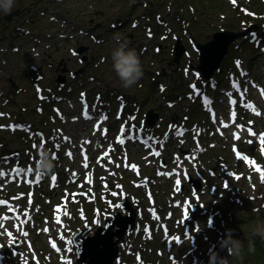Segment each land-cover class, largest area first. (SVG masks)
<instances>
[{
    "label": "rangeland",
    "instance_id": "374dc122",
    "mask_svg": "<svg viewBox=\"0 0 264 264\" xmlns=\"http://www.w3.org/2000/svg\"><path fill=\"white\" fill-rule=\"evenodd\" d=\"M85 1L87 3H93L96 0H85ZM110 1L111 3L115 2V0H110ZM24 4H25V8L23 12L29 11L30 7L28 5L29 4L28 1L24 0L22 2V5ZM40 4H36V6H39ZM97 5L100 9H103L105 6V1L97 0ZM15 7H16V0H15L13 9ZM81 7H82V0L63 1L61 4H58V8L61 9L59 12L51 10L50 8L46 7L45 10H43V12L41 13L44 18L43 20L39 21L36 24L35 30H31L29 32L24 31L22 32V34L19 33V37L22 38L23 40H21L18 44H14L12 42L10 43V40H12V38H16V37H12L13 32H11L9 35H6L4 38H2L3 40L1 39L3 42L7 41V43H10L9 48L13 46H18L20 48V50L15 54V51H12L10 49L8 50L7 49L8 47H7L5 55L3 54L4 56H1V58L3 57V63L1 65L2 75L0 79L5 83L7 81L6 76H9V77L12 76V78H17L18 76L21 79L19 80V78H17V80H19V82L21 83V88H22V89L19 88L18 91H16L17 95L23 96L24 88L28 84V79L24 75V71L27 70L25 68V63L27 61H26V58L25 57L22 58V56L24 55L28 56L30 59L31 65L33 64V65H36L37 67H44V65L49 62L48 61L49 57L47 56L48 58H46V55L44 52L46 44L49 43L47 35L43 37L39 36L36 30H41L45 33L51 34L54 37L56 45L58 47L65 46L66 47L65 49H67L69 46L75 43V40L73 39L74 36L71 38V34H73V32L75 31L74 27L77 24L73 21H65L64 23L62 21L63 17L61 13H65L66 15H68V13L74 14V12L68 10L70 8H73L78 17V14H81L80 12ZM108 11H110L109 15L112 17H116L119 14L118 10H108ZM4 14L6 13L0 10V19ZM95 14H97V12H95ZM58 17H60V20L57 19ZM91 21H93V19H90L88 21L89 22L88 24H90ZM1 27H4V25L2 24ZM61 33H65V34H61ZM35 36L39 38L40 40L39 43H37L38 41L35 42V39H34ZM66 37H69V40H66ZM24 44H26V46H24ZM33 46L35 47V50H32ZM164 56H165L164 54L160 55L159 58L164 57ZM60 57L61 56H57L56 58L59 59ZM63 57H67L68 66L74 65V59L73 58L70 59L68 57V54L64 53ZM102 60L104 59L102 58ZM77 66L78 65H76V67ZM46 68L47 67H45L44 69L45 72H46ZM78 70L82 71V68H78ZM103 70H104L103 74L99 79H101L103 83L107 86L117 85L116 79H114L113 77H109V74L113 73L112 64L108 63L106 68H104ZM262 215H264V213L261 214L260 216L250 215L248 217V224L246 225V230L251 231V229L254 228L258 223L264 222V216ZM252 249L254 248L252 247ZM249 250L254 252V250H251V247H249ZM209 254L210 253L207 254L208 257H209Z\"/></svg>",
    "mask_w": 264,
    "mask_h": 264
},
{
    "label": "clouds",
    "instance_id": "9594fccd",
    "mask_svg": "<svg viewBox=\"0 0 264 264\" xmlns=\"http://www.w3.org/2000/svg\"><path fill=\"white\" fill-rule=\"evenodd\" d=\"M15 0H0V10L4 13H10L13 9ZM113 39L118 47L111 53L112 67L119 78L124 89H130L138 84L144 75L143 64L140 56L134 48H131L127 42L122 41L121 36L116 34ZM56 165L54 164L53 155L40 146L39 160L36 164L35 171L41 175H51L54 173ZM211 224V221H209ZM234 230L228 229L224 237L219 240L221 250L227 251V256H221L215 250L210 251L208 264H230L229 257H241L243 250V242L234 238L232 233ZM255 237H259L264 241V222L258 223L251 229L249 237L250 247L254 248ZM191 244V240L188 241Z\"/></svg>",
    "mask_w": 264,
    "mask_h": 264
},
{
    "label": "snow or ice",
    "instance_id": "6c2138e0",
    "mask_svg": "<svg viewBox=\"0 0 264 264\" xmlns=\"http://www.w3.org/2000/svg\"><path fill=\"white\" fill-rule=\"evenodd\" d=\"M253 38L255 39V34H253ZM237 63L239 64V62H237ZM242 75H243V73H242ZM233 86L236 88L237 91H240V85H239V83H235ZM192 88H193L194 92L196 93V95H200L199 90L196 89L195 85H193ZM244 91L246 92L247 89H244ZM81 95L83 96L84 94H81ZM232 103H235V101H232ZM93 110H95V109H93ZM254 111H255V109H254ZM255 114H256V115H260V112H259V111H255ZM83 117H84L85 120H91V119L94 118V117L90 114L89 109H88V105H87L86 102L84 103ZM106 119H107V116H106V115H100V122H101V123L103 122V120H106ZM133 119H134V117H133ZM233 123H235V113H233ZM221 124H222V126L225 127V128L229 127V125H228V124H225L223 121H221ZM96 127H97V129H99L100 124L98 123V124L96 125ZM171 127H172V126H170V128H171ZM237 127L240 128L241 130H243V126H241V125H237ZM133 128H135L134 125H133ZM106 131H107V130L105 129V133H106ZM248 132H249L250 135H256V133H254V132L252 131V129H248ZM121 133H122V134L124 133V127H123V126H122V129H121ZM183 134H184V131H183V130H178L177 133H176V135H178V136H182ZM198 134H199V133H197V135H198ZM233 135H234V138H235V139H239V138H240L239 133H234ZM128 138H129V139H132L133 137H132V136H129ZM68 139H69L68 137H64V140H65V141H67ZM117 139H118V142H119V143H121V144L124 143V140H123V139H121V138H119V137H118ZM45 142H46V141L44 140V138L41 137V146H44ZM248 142L251 143V141H248ZM83 143L87 144V143H90V142H89V141H85V142H83ZM260 144H261L262 151H264V134H260ZM32 147H33V148H36L37 146H36L35 144H33ZM55 147H56L57 150H59L60 147H61V145H60L59 143H57V144L55 145ZM234 151H235V149H234ZM154 154H155V155H159L158 152H156V153H154ZM52 155H53V158H54V159H57L55 153H53ZM67 155H68L69 158H72V156H73V154H72L71 152H68ZM105 155H107V153H106ZM237 157L240 158V154H239V153H237ZM84 159H85L84 167L87 168V167H88V163H87L88 157H87L86 155H84ZM4 161L7 162V158H4ZM248 163H249V166L254 167L255 170H256L258 173H260L261 182L264 183V169H261L259 166H256L254 161H248ZM132 167L135 168L136 166L133 165ZM12 172L14 173V178H15V177L20 176L21 174H25V175L31 174V173H32V169L29 167V168L27 169V172H25V169H24L23 167H17V168L12 169ZM157 174H158V175H166V176H172V175H174V173H168V172H158ZM5 175H6L5 172L0 171V178L4 177ZM73 175H75V173H73ZM175 175H179V173H175ZM237 178H239V177H237ZM41 179H42V175L39 174L38 172H36V173H35V179H34V180H31V179H30V180H28L27 182H28V183H37V184H39V182L41 181ZM51 180H52L53 186H55V182H56V180H57V177H56L55 175H53V176L51 177ZM175 184H176V186H177V190H178V191H181V190H182V189L180 188L181 180H180V179H176ZM112 195L115 196L116 193L113 192ZM7 203H8L7 201H0V205H5V204H7ZM114 207H116V208H121V205H120V204H116V205H114ZM9 211L15 213V210L12 209L11 207L9 208ZM56 212H57L56 223L59 225V224H61V220H60V218H59V216H60V209H57ZM24 215L27 216L28 213H25ZM184 215H185L186 217L188 216V211H187V209L185 210ZM15 218L19 220V217H18V216H16ZM8 219H9V217H0V226H3V221L8 220ZM20 223H21V225H23V224H27V223H28V220H23V221H21ZM94 223L97 224V225H99V224L101 223V221H100V220H96V221H94ZM18 230H19V226H18ZM45 231H47V229H45ZM146 231H147V230H146ZM22 234L25 235V236L28 235L27 232H23ZM8 235H9V237H11V236H12V233L9 232ZM60 239H61V241H64V242H65L66 244H68V245H73V243H74V242H73V236H70L69 238L66 239L64 235H61V236H60ZM52 246H53L54 248H56L57 251H60V250H61L60 248H57V246H56L55 243H53ZM67 252H69V253H73V252H74V249H73L72 247H68V248H67ZM74 254H75V255H78V249H77V248L75 249ZM63 264H73V261H72L71 259H67V260H64V261H63Z\"/></svg>",
    "mask_w": 264,
    "mask_h": 264
},
{
    "label": "bare ground",
    "instance_id": "6f19581e",
    "mask_svg": "<svg viewBox=\"0 0 264 264\" xmlns=\"http://www.w3.org/2000/svg\"><path fill=\"white\" fill-rule=\"evenodd\" d=\"M136 4H138V3H136ZM139 5V4H138ZM21 9V0H16V10L17 11H19ZM126 21V20H125ZM124 21V22H125ZM66 26V25H65ZM167 29L168 28H166L165 29V31L167 32ZM259 30V29H258ZM260 35H262V33H260ZM8 46V45H7ZM7 48V47H6ZM236 48V47H235ZM8 50L10 49V50H14V48H9V46H8V48H7ZM182 52H184V50H181ZM4 52H5V49H4ZM5 55V54H4ZM10 55V54H9ZM246 69H250V68H246ZM117 95H114V97L113 96H111V99H107L110 103L111 102H113L114 100H117V97H116ZM97 96H94V97H88L86 100H93V99H95ZM45 101H43L42 102V104H41V106H40V108H42V107H45V106H47V105H49V104H53V103H56V102H62V99H54L52 102H50L49 100H46V99H44ZM120 101V100H119ZM87 102H89V101H87ZM65 105H67L69 108H70V110H72V111H74L75 113H77L79 110H76V108L73 106V105H70V104H65ZM53 109H56V108H53ZM98 112H96L95 113V111H91V115L94 117V116H96V115H98L97 114ZM82 117H83V115L82 116H80V118H79V121L81 120V122H86L87 120H85L84 118L82 119ZM97 118H99V116H96L95 118H93V119H91V120H94V121H96V119ZM99 122H100V119H99ZM101 123V122H100ZM13 127H18V129H32V126L31 125H23V124H20V123H16L14 126H11L10 127V131H9V133L10 132H14L13 131ZM23 127H25V128H23ZM26 132V131H25ZM28 132V131H27ZM26 132V135L28 134ZM143 133H148V135L149 134H151L152 133V131L150 130L149 132H147L146 130L145 131H143ZM155 133H156V131H155ZM147 135H143V136H141V138L143 139V140H146L148 137H146ZM245 216H250V214L249 213H247V214H245Z\"/></svg>",
    "mask_w": 264,
    "mask_h": 264
},
{
    "label": "water",
    "instance_id": "95a60500",
    "mask_svg": "<svg viewBox=\"0 0 264 264\" xmlns=\"http://www.w3.org/2000/svg\"><path fill=\"white\" fill-rule=\"evenodd\" d=\"M132 222H133V219L130 218V219H128L125 223H123V224L121 225V228H120L121 232H123V231H124L129 225H131ZM111 260H112V258L110 259L109 264L111 263Z\"/></svg>",
    "mask_w": 264,
    "mask_h": 264
}]
</instances>
